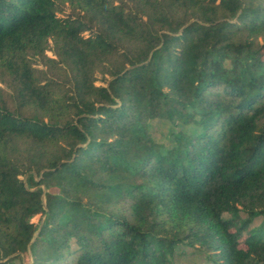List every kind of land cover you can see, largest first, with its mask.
Listing matches in <instances>:
<instances>
[{"label":"trees","instance_id":"obj_1","mask_svg":"<svg viewBox=\"0 0 264 264\" xmlns=\"http://www.w3.org/2000/svg\"><path fill=\"white\" fill-rule=\"evenodd\" d=\"M260 216L264 0H0V264H264Z\"/></svg>","mask_w":264,"mask_h":264},{"label":"rangeland","instance_id":"obj_2","mask_svg":"<svg viewBox=\"0 0 264 264\" xmlns=\"http://www.w3.org/2000/svg\"><path fill=\"white\" fill-rule=\"evenodd\" d=\"M65 13H68L69 10L67 7L64 9ZM49 55V53H48ZM219 63L224 64L229 69V74L233 73L240 67L238 60H236L232 54L223 53L221 60ZM99 84V83H97ZM188 86V91L191 94V89ZM175 128L172 125L165 123L164 121L153 122L150 131L151 138L157 143L156 147L158 149H169L171 148V137L169 136V132H175ZM23 180L24 176H20ZM241 218H245V216L241 213ZM250 231H256L258 235L263 236L264 238V217H256L253 219L249 228L244 231L241 240L248 235ZM240 240V241H241ZM177 256L172 264H211L208 257L205 254V251H199L197 249L188 248L185 246H178L176 249ZM19 260H15L14 264H19Z\"/></svg>","mask_w":264,"mask_h":264}]
</instances>
